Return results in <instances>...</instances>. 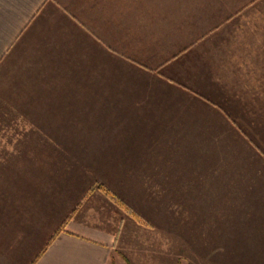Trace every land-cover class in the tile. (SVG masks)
Returning <instances> with one entry per match:
<instances>
[{"label":"crops","instance_id":"0c3cea01","mask_svg":"<svg viewBox=\"0 0 264 264\" xmlns=\"http://www.w3.org/2000/svg\"><path fill=\"white\" fill-rule=\"evenodd\" d=\"M1 80L12 110L35 96L40 111L94 113L89 124L103 114L111 143L148 160L136 176L193 194L199 221L220 227L183 264H264V0H0ZM39 189L0 181V264H181L120 207L88 210L94 192L76 206L73 185Z\"/></svg>","mask_w":264,"mask_h":264},{"label":"rangeland","instance_id":"374dc122","mask_svg":"<svg viewBox=\"0 0 264 264\" xmlns=\"http://www.w3.org/2000/svg\"><path fill=\"white\" fill-rule=\"evenodd\" d=\"M6 84H8L6 80L0 81V94L5 92L3 88H6ZM10 99L16 105L14 110L7 106V97L0 96V170L7 167L13 168L14 177H11V173L7 177L0 176L1 182L7 178L12 184L23 186L30 184L36 189L40 188L39 190L45 192L46 196H49L50 192L56 190L57 187L73 185L75 187L73 202L78 199L76 206L83 204L84 200L94 192L87 200L86 204L92 206L88 210L95 206L101 213L105 212L106 214L107 209H104L102 200L109 203L110 207L119 208V206L100 190L103 197L97 188L90 191L92 193L88 192V189L94 186V182L101 183L110 193L118 196L126 206L142 217L145 223H141V226L147 228L148 232L144 235H148L147 239L151 238L154 241L147 248L166 249L172 247L174 243V249L176 255L180 257L178 260L181 264L185 262L182 252L184 249H188L190 243L195 244L199 248L197 250H200V231L203 237L204 230L210 238L215 237V228L220 226L208 225L206 223L207 216L202 219L204 224L199 221L198 217L205 214L201 210L200 214L199 209L193 207L197 204V200L193 201L191 192L182 191V183L170 187L166 184V178H152L149 174L144 177L135 175V166L145 164L148 160H141V153L136 151L139 146L134 149L133 145L111 143L119 138L112 137V135H116L114 128L112 131H105L102 128L104 126L103 114H96L95 119L89 124L88 120L94 113L81 114L71 107H63L66 111L61 113H49L42 109L39 110L38 97L27 96ZM22 109L24 110L22 111ZM106 115L107 119L109 118L108 121L112 122L118 113L110 112ZM97 116L99 117L97 118ZM40 122H42L41 126L45 124L46 127L41 128ZM109 122L106 126L109 125ZM115 122L118 124V120ZM74 139L79 142V145L72 144ZM101 140H105V145H92L93 142ZM96 148L102 150L101 154L96 152ZM124 170H127L130 175L127 173L124 175ZM70 207L72 208V205ZM186 208L189 209L187 216H190L192 220L191 222L186 220L185 223L182 218L187 212ZM75 209L74 207L68 214L65 212L63 215L69 217ZM119 209L131 217L125 210ZM92 214L95 216L94 211ZM109 216L108 214L107 217ZM169 218L172 219V224L168 225ZM195 221L201 225L198 222L196 224ZM221 227L225 230L223 233L227 232L228 226L221 225ZM240 227L235 226L237 230H234L233 227L234 232L238 233V238L233 237L232 243L240 244L244 251L250 249L251 242L250 238H246L241 233L243 231L242 228L240 230ZM243 227L248 228L247 225ZM184 228L188 235V237L185 236V239L183 237Z\"/></svg>","mask_w":264,"mask_h":264},{"label":"trees","instance_id":"16d2710c","mask_svg":"<svg viewBox=\"0 0 264 264\" xmlns=\"http://www.w3.org/2000/svg\"><path fill=\"white\" fill-rule=\"evenodd\" d=\"M95 188L101 190L104 194L109 196L110 199H112L120 208L125 210L136 221H138L139 223H145L143 221L142 217L137 212L133 211L128 206H126V204H124V202L118 196L114 195L113 193H110L109 190L106 188V186H104L103 184H101V183L96 184V182H94V186L89 188L88 192L92 191Z\"/></svg>","mask_w":264,"mask_h":264}]
</instances>
